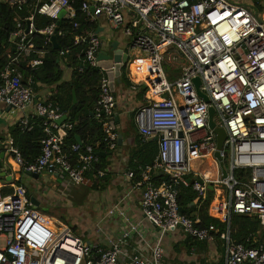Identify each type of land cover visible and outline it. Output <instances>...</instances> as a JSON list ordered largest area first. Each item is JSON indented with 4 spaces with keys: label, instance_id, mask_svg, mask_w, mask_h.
I'll return each instance as SVG.
<instances>
[{
    "label": "built area",
    "instance_id": "1",
    "mask_svg": "<svg viewBox=\"0 0 264 264\" xmlns=\"http://www.w3.org/2000/svg\"><path fill=\"white\" fill-rule=\"evenodd\" d=\"M70 1L28 4L29 0H0L11 8L28 5L26 25L18 19L12 35L16 59L35 54L37 58L27 65L33 70L40 67L46 51H37L31 37L38 33L44 45L51 44L52 36L66 34L57 31V22L65 20L77 31L80 14L85 22L103 17L113 31L122 33L128 40L129 65L146 63L142 79L131 81L132 91L144 88L145 102L133 120L143 141L157 139V154L150 165L138 169L134 190L140 192L142 216L155 229L156 239L146 242L139 232L140 223L129 221L125 230L106 238L104 245L86 243L68 228L61 234L62 225L49 226L24 188L8 182L0 186V264H161L162 241L176 230L199 243L222 241L224 264H264L263 244L251 236L244 244H235L230 233L231 215L258 217L264 225V17L260 21L231 0H80L78 9ZM34 14L52 23L37 32ZM71 43L83 48L80 64L73 70H99L92 116L103 133L102 144L113 151L118 139L113 125L116 101L107 71L98 65L102 42L97 32L89 31L73 32ZM133 51L143 57H132ZM58 55L66 59V49H58ZM169 69L178 74L170 76ZM142 71L136 68L137 73ZM195 78H199V92L208 102L197 95ZM0 103L14 110L34 104L33 117L19 123L22 131L30 129L34 117L42 122L45 138L33 163L24 164L12 143H7L8 154L22 172L57 173L54 177L63 175L67 184L90 185L88 175L99 164V155L90 145L66 147L63 136L73 125L67 119L58 123L65 115L57 104L35 102L31 79L25 82L20 72L6 67L0 72ZM209 108L214 111V128L226 133L219 152L225 178L215 158L216 136L208 128ZM206 162H210V170L203 167ZM239 173L249 175L238 177ZM157 174L163 179L159 184H155ZM126 176L135 178L132 172ZM93 177L102 178L104 172L96 170ZM188 187L201 199L212 187L213 200L223 208L220 220L224 231L214 225L197 227L198 220L179 213V194ZM4 189L12 190L3 196ZM119 214L124 217L121 211ZM97 232H102L100 227Z\"/></svg>",
    "mask_w": 264,
    "mask_h": 264
},
{
    "label": "trees",
    "instance_id": "2",
    "mask_svg": "<svg viewBox=\"0 0 264 264\" xmlns=\"http://www.w3.org/2000/svg\"><path fill=\"white\" fill-rule=\"evenodd\" d=\"M36 1L37 0H29L28 4L36 3ZM49 1L50 0H39V4ZM249 1L259 11H264V0ZM80 3V0L70 1V4L76 9L79 8ZM28 12V5L17 9L11 8L8 4L0 3V72L10 66L22 74L25 82L27 79H31L35 89L37 88L36 85L50 87L56 85L55 94L51 97L50 101L59 106L61 112L66 116L67 121L73 125L72 130L63 136L65 137L64 144L66 147L76 144L75 136H79L83 146L90 145L95 152L98 153L101 148H105L102 144L103 133L100 125L93 116L91 117V114H93V109L98 99L97 86L100 78L99 70L86 69L82 73H78L74 70L69 82L59 84L62 79V71L60 70L59 62L62 59L59 58L58 50L54 49L52 44L49 43L48 45H44V38L38 33H35L31 38L37 51H46L42 65L34 70L28 67L27 63L37 58L35 54H32L28 59H16L17 55L14 42H12V35L16 30V22L18 19L23 20V26L26 25L25 20L29 16ZM77 22L80 24L77 31H73L71 25L65 20L57 22V31H64L66 34L63 37H55L59 49H66L65 58L67 60V65L73 68H76L77 65L80 64V59H82L83 56V48L72 46L71 34L73 32L77 34L87 33L89 31L96 32L98 28L95 22H85L83 16L80 14H77ZM51 23L52 21L49 18L34 14L33 24L37 32L43 30ZM137 74L140 77L144 75V73ZM125 75L126 66H123L121 68L120 81L131 86ZM139 90L140 95L143 96L144 88L139 87ZM72 92L76 97V104L74 105L72 104ZM41 124V119L34 117L29 121L30 129L22 131L20 124H18L9 131L13 147L19 153L24 164L33 163L41 154L40 142L45 138ZM138 142L142 144V151H139V156L142 158L140 165H150L157 154L156 142L143 141L140 136ZM96 144H98V146H96ZM103 161L104 160L100 156L99 164L96 166L95 171L88 175L92 183V190H101L104 185L102 184L101 187H99V183L102 180L106 182L104 181L106 166L102 164ZM96 170L103 171L104 177L94 178L93 175L96 173ZM134 170H136V168H134ZM134 175L135 178L132 180L133 183H135L138 178L137 170ZM248 175L249 173L237 174L238 177H246ZM11 190L12 189H7L3 196L9 195ZM197 198V194L190 187L181 190L178 197V205L182 209V214L192 218V220L197 219V227L203 228L214 225L220 232L224 231L225 224L208 215V208L213 200V192L207 190L206 197L204 199L198 198V201L194 203ZM220 206H222L221 203L215 199L212 203V214L216 218L222 217L219 216ZM194 212L196 213V217H191ZM230 233L231 239L235 244H244L245 240L251 236L252 238L254 237L257 244L260 243L264 246V225L258 217L231 215ZM187 241L191 242L194 240L188 237L185 242Z\"/></svg>",
    "mask_w": 264,
    "mask_h": 264
},
{
    "label": "crops",
    "instance_id": "3",
    "mask_svg": "<svg viewBox=\"0 0 264 264\" xmlns=\"http://www.w3.org/2000/svg\"><path fill=\"white\" fill-rule=\"evenodd\" d=\"M95 23L98 27L96 32L102 42L101 51L109 50L107 42H116L120 49L127 52L128 41L123 37L120 31H112L109 23L103 17L99 18ZM59 67L62 71V79L59 84L69 82L71 74L74 71L73 67L67 65L66 59L59 62ZM137 67L143 69L141 73H146L147 67L141 62H136L132 65L127 64L125 76L130 84L132 80L139 82L142 79L136 72ZM120 78L121 70L118 77L112 75L113 82H111V89L116 101V116L114 122L118 137L116 148L113 151L101 148L97 153L99 158L101 156L104 160L102 164L106 166V175L104 177V181L106 182L102 180L99 183V187H101L102 184L104 185L101 190H92L90 186L91 191L95 194L92 198L90 196L91 209L93 210L91 217H89L92 224L91 232L86 234L84 229L80 230L76 224L74 227L72 226V230L75 233L74 235L86 243H99L104 245L106 238H114L125 230L127 226L126 221L140 223L139 232L146 242L154 243L156 239L155 229L145 221L142 216L140 210V192L134 190V183L126 176L127 172L135 173L136 170L138 172L140 167L146 166L140 165L142 158L139 156V151H142V144L138 142L139 134L133 120L135 111L145 103L144 95H140L139 89L132 91L127 83L120 81ZM36 86L37 88H34L36 102L49 101L55 94L56 85L52 87L45 85ZM33 115L34 104L28 106L24 110H14L0 103V153L4 154V160H0V186L8 182L14 185H20L24 188L29 198L32 197L28 196V190L21 182L24 173L21 172L18 165L15 163L14 157L8 154L7 143H13L9 135L10 129L18 125L22 119H29L33 117ZM153 142L157 144V141ZM96 146H98V144H96ZM14 165L16 167H14ZM134 168H136V170H134ZM40 175L41 174H39V176ZM49 175L52 176V180L54 179L59 185H62L65 181V179L55 178L53 174ZM156 176L159 179L155 181V184H159L163 179L161 175L157 174ZM31 180L37 179L31 177ZM90 184L92 185L91 181ZM6 190L7 189H4L1 192L4 193ZM213 201L214 200H212L210 204L211 206ZM211 206H209V208ZM221 207L222 206L219 207L220 217L222 216ZM110 211H112V214H109ZM120 211L123 213L124 217L120 216ZM208 215L211 218L214 217H212L209 212ZM191 217H196V213L194 212ZM221 218L217 220L221 222ZM62 226L61 232L64 233L68 227ZM98 227L101 228V233L97 232ZM186 238L188 237L182 232L164 237L162 246L165 252L171 254V261L176 259L180 264H224V244L222 241L217 239L212 244L196 243L194 241L185 242Z\"/></svg>",
    "mask_w": 264,
    "mask_h": 264
},
{
    "label": "rangeland",
    "instance_id": "4",
    "mask_svg": "<svg viewBox=\"0 0 264 264\" xmlns=\"http://www.w3.org/2000/svg\"><path fill=\"white\" fill-rule=\"evenodd\" d=\"M231 2L238 3L241 6L247 8L260 21L263 19L264 11H259L249 0H231ZM135 56L143 57L141 53H136L133 51L132 57ZM169 71L170 76H176L178 74L177 71L171 69H169ZM166 72L168 73L167 69ZM170 79L171 78H169V80ZM204 168L206 170H210V162H206ZM51 177L52 176H50L48 173H42L37 180H31V177L24 173L22 175L21 182L28 190V196L33 197L38 203L37 210L49 220V225L53 223L55 227L59 225L67 226L71 233L75 234L72 230V226L74 227L76 224L80 230L84 229L86 234L90 233L92 224L89 217H91L93 213L90 204V196L92 198L93 195H95L90 189L91 184L87 187L83 185L74 186L72 184H67L65 180L62 185H59L54 179L52 180ZM208 212L213 217L212 206L211 209L209 208ZM213 218L218 219L216 217ZM59 229V232H61V228ZM55 231L57 230L55 229ZM177 232L180 231L176 230L171 234ZM161 264L180 263L176 259L171 261V254L164 251V257Z\"/></svg>",
    "mask_w": 264,
    "mask_h": 264
},
{
    "label": "water",
    "instance_id": "5",
    "mask_svg": "<svg viewBox=\"0 0 264 264\" xmlns=\"http://www.w3.org/2000/svg\"><path fill=\"white\" fill-rule=\"evenodd\" d=\"M64 12H61L58 16L59 19H62ZM14 39H12L13 41ZM105 40V39H102ZM51 44L53 45L54 49L58 50L59 47L57 46L56 43V39L55 36H52L50 39ZM107 47L109 48V50H105V51H100L98 56H97V60H98V65L99 67H101L102 69L107 71V76L110 79V82L112 81V75H114L115 77H118L120 75V70L123 66H127L128 64V54L127 52H125L124 50L120 49L118 47V44L116 42L113 43H108L107 42ZM110 86L112 88V83H110ZM193 86L195 88V91L197 93V95L202 98V100L204 102H208V99L206 96H204L203 94H201L199 92V86H200V80L199 78H195L193 80ZM36 102V101H35ZM72 104H76V97L75 94L72 92ZM213 109L209 108L208 114H209V120H208V128L210 130H213L215 136H216V146H217V153L215 154V158L217 159V161L219 162V167L221 169L222 172V176L223 178L226 177L227 173L225 171V169L223 168V163L221 161L220 158V151H222V147H223V143L226 139V133L223 129L220 128H214V124L212 122V116H213ZM116 116V114H115ZM92 117V114H91ZM67 118L64 116L62 117L58 123L60 124L61 122L65 121ZM114 122H115V117H114ZM113 122V123H114ZM114 125V124H113ZM156 138H148L147 141L151 142V141H156ZM75 141L77 144L82 145L81 140L78 136H75ZM0 160H4V154L0 153ZM26 175L33 177L35 179H38L39 175L38 174H32L29 172H25ZM55 176H57V173H54ZM59 179H64L63 175H60ZM209 190L212 191V187H209ZM30 201L32 203V205L37 208L38 207V203L35 201V199L32 197L30 198ZM198 201V198L194 201V203H196ZM179 213H182V209L179 207L178 209Z\"/></svg>",
    "mask_w": 264,
    "mask_h": 264
},
{
    "label": "bare ground",
    "instance_id": "6",
    "mask_svg": "<svg viewBox=\"0 0 264 264\" xmlns=\"http://www.w3.org/2000/svg\"><path fill=\"white\" fill-rule=\"evenodd\" d=\"M141 63H143V64L145 65V67H147V65H146V63H145L144 61H141ZM14 167H16V166L14 165ZM221 209H222V216H223V208L221 207ZM64 233H65V232H64ZM60 236H61V235H60ZM60 236H57L56 239H59Z\"/></svg>",
    "mask_w": 264,
    "mask_h": 264
}]
</instances>
